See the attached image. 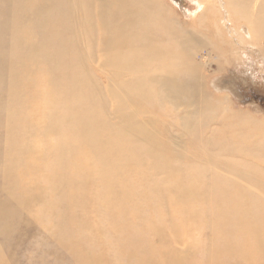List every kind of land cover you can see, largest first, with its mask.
<instances>
[{"label":"bare ground","instance_id":"bare-ground-1","mask_svg":"<svg viewBox=\"0 0 264 264\" xmlns=\"http://www.w3.org/2000/svg\"><path fill=\"white\" fill-rule=\"evenodd\" d=\"M110 1L115 0H96V9L91 0L80 1L85 15L81 33L67 24L73 11L67 0H19L14 19L0 15V264L25 211L35 212L37 223L69 254L71 264H264V192L250 185L255 182L264 191V179L251 177L260 171L247 167L250 162L228 164V172L245 179L250 189L204 166L188 162L181 168L182 152L173 150V161L153 119L143 116L149 107L168 109L151 84L160 85L172 102L181 97L182 87L195 86L197 77L188 75H197L192 66L197 45L164 53V47L151 45L150 0ZM232 1L239 8H230L238 14H250L252 0ZM4 23L10 24L7 34ZM99 25L102 64L112 75L107 99L78 42L84 37L93 51ZM136 26L143 37L127 35ZM251 28L257 36L249 42L264 40V0ZM3 41L12 47L9 52ZM126 47L134 48V54L126 55ZM156 66L154 78L146 76ZM130 69L139 76L124 81ZM204 88L201 113L185 120L200 133L221 123L206 141L216 156L204 160L217 168L223 152H229L264 163V118L248 111L220 114L217 104L211 108V92ZM108 101H113L114 117ZM246 123L255 130H244ZM256 129L262 139H255ZM189 225L190 230L207 228L208 250L198 240L184 250L172 245L182 244ZM104 248L107 255L98 253Z\"/></svg>","mask_w":264,"mask_h":264},{"label":"rangeland","instance_id":"rangeland-1","mask_svg":"<svg viewBox=\"0 0 264 264\" xmlns=\"http://www.w3.org/2000/svg\"><path fill=\"white\" fill-rule=\"evenodd\" d=\"M80 1L82 0H67L69 4L73 5L72 14L67 16V24L70 29L77 33H81V25L85 20ZM18 2L19 0H0V15L2 14L3 18L6 19H14L15 13L12 9L17 5L18 10ZM260 2L261 0L251 1V12L248 16L243 15L244 13L238 14L235 9L230 8V6L236 9L239 8L232 0H150L149 2L151 45L164 47L166 49L164 53L169 54L171 50L184 52L187 50L185 46H189V44L197 45L194 51L196 63L192 65L197 75L187 74L189 77L194 76L197 78L193 88L182 87L180 89L181 97L174 101L175 103L165 95L160 85L155 87L151 84L150 87L158 93L161 101L168 105V109L161 105L157 109L149 107L148 113L143 114L144 118L146 120L153 119V129L157 131L159 142L162 143L165 149L170 151L169 154H171L173 161L176 159L173 150L177 153L182 152L181 155H184L185 158L183 159L187 162L179 158L178 162L183 164L181 168H185L184 166L188 162H190L188 165L204 166L209 171L217 172L222 177L232 179L234 182L237 181L247 188H250V186L244 181L245 179L238 180L234 174L228 172V168L233 165H240L241 162H250L246 164L247 167L260 171L257 172L259 173L257 176L252 175L251 177L255 179L261 177L262 180V178L264 179V163L246 159L241 154L235 155L223 152L225 156L220 158L223 164L217 168L213 167L204 159H207L209 154L211 157L216 156L217 151L207 149L206 141L221 127L220 121L214 125L212 124L205 132L200 133L203 130L198 129L193 132L192 127L185 125V120L190 116H197L201 113L199 109L205 105L201 89H205V86L211 92V108L217 104L220 114L225 115L236 111L244 115L248 111L252 116L264 118V40L259 38L256 43L249 42L250 38L257 36L253 33L251 22L254 20V14ZM90 3L92 9L97 8L96 0H91ZM110 3L119 5L117 0L110 1ZM51 6V13H54L55 7ZM97 14V11L94 10V22ZM51 15L53 14H48L47 17L50 18ZM73 20L75 21L73 22ZM114 24L116 25V22ZM9 29V23L2 25L3 33L7 34ZM102 35L103 26L99 25L93 51H90L84 37L78 38V42L81 46L79 49L83 53L82 56L87 60L91 71H93L90 74L96 77L107 99L105 90L109 89L112 75L102 64L104 59L100 41ZM127 35L133 38H141L145 33L138 30L136 26ZM11 48L10 45L4 42L3 49L5 52H9ZM134 50V48L129 49V47H126L123 52L126 55L134 54ZM169 54H165L166 57ZM156 72H158V66L153 71L148 68L146 76L153 74L151 77L153 79ZM127 74L128 78L123 79L127 82H129L130 77L135 79L139 76V72L133 69L128 70ZM170 86L174 87L175 84L172 83ZM112 103L113 101H108V112L111 110L109 114L114 117ZM187 106H191V108L186 109ZM248 123L245 124L244 130H255L256 127ZM254 123L257 124L258 122L254 121ZM1 132L3 130H0ZM3 135L5 136V134ZM259 136L262 139L259 130L256 129L255 139L259 140ZM131 141L144 146V143L136 137H132ZM250 185L259 193L264 192L259 190V184L254 182ZM3 196L4 193L0 190V197ZM261 197L264 198V195H261ZM33 211H35V207H33ZM31 213L34 214L35 212H22L21 219L13 228L15 231L9 239L8 250L4 249L2 251L3 264H71V262L69 263V254L59 249L51 233L44 226L39 225ZM189 227L190 225L186 227L189 233L186 230L182 231V244H177L176 241L173 242L172 245L177 247L176 250H184L185 246L188 247L196 240H198L203 250H208L211 235L207 228L198 231L194 228L190 230ZM194 231L196 234H194ZM2 240L0 238L1 245ZM55 240L59 242L56 237ZM154 241L157 245L162 246V240L155 238ZM115 243V241L112 242L113 248L116 247ZM100 247L99 244L98 248ZM171 248L174 249L172 246ZM102 252L107 255L109 250L104 248L99 250L98 253Z\"/></svg>","mask_w":264,"mask_h":264}]
</instances>
